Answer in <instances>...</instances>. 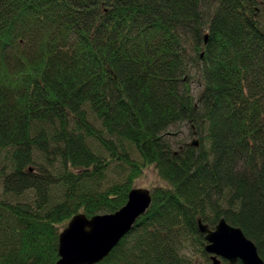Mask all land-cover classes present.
Listing matches in <instances>:
<instances>
[{"label":"trees","instance_id":"16d2710c","mask_svg":"<svg viewBox=\"0 0 264 264\" xmlns=\"http://www.w3.org/2000/svg\"><path fill=\"white\" fill-rule=\"evenodd\" d=\"M181 124L199 145L175 149ZM151 166L98 264H212L199 221L223 218L264 260V0H0V264H56Z\"/></svg>","mask_w":264,"mask_h":264},{"label":"water","instance_id":"95a60500","mask_svg":"<svg viewBox=\"0 0 264 264\" xmlns=\"http://www.w3.org/2000/svg\"><path fill=\"white\" fill-rule=\"evenodd\" d=\"M208 35H205V42ZM197 146L198 142H193ZM152 191L134 188L127 204L113 214L75 215L60 234L59 255L56 264H98L107 258L121 240L128 235L137 221L152 205ZM200 231L206 235V252L211 254L213 264H264L257 245L242 229L229 224L224 218L210 229L199 221Z\"/></svg>","mask_w":264,"mask_h":264},{"label":"rangeland","instance_id":"374dc122","mask_svg":"<svg viewBox=\"0 0 264 264\" xmlns=\"http://www.w3.org/2000/svg\"><path fill=\"white\" fill-rule=\"evenodd\" d=\"M194 89L196 91L195 95H198L200 93L201 86L195 84ZM173 132V139L176 144V146L174 147L177 151L183 150L186 144L188 145L193 142L199 143L198 134L196 133L195 128H193V126L190 124H181L179 126H176ZM160 183L161 179L158 176L156 168L154 166H151L144 171L143 175L140 178L137 179V181L135 182V187L152 190Z\"/></svg>","mask_w":264,"mask_h":264}]
</instances>
